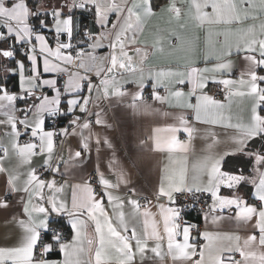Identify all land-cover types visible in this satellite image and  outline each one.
Returning a JSON list of instances; mask_svg holds the SVG:
<instances>
[{
  "label": "snow or ice",
  "instance_id": "6c2138e0",
  "mask_svg": "<svg viewBox=\"0 0 264 264\" xmlns=\"http://www.w3.org/2000/svg\"><path fill=\"white\" fill-rule=\"evenodd\" d=\"M76 10L92 12L99 31H81L74 18ZM157 10L177 21L184 19L191 32H172L175 45L170 37L157 36L151 55L167 56L168 64L145 68L142 65L150 53L138 37L144 22L156 16ZM32 18L38 19V25L30 23ZM234 55L246 62V70L236 79L231 77ZM0 71L5 77H16L11 87L6 79L0 83V114L5 117L0 126L11 129L3 133L8 146L0 139V162L11 158L10 152L17 160L9 168L0 163V173L6 174L0 206H8L9 196L23 194L26 217L18 221L23 235L16 246L0 247V264H135L137 256L143 264L151 259L148 252L160 264L166 258L171 264H264V0H165L163 4L153 0H57L55 5L39 0L35 10L29 0H0ZM48 74L55 75L49 78ZM149 82L153 100L179 110L178 125L155 128L151 137L153 147L167 152L173 166L164 169L154 192L156 213L148 207L151 201L141 209L139 200L129 196V216L143 217L142 230L133 226L129 234L125 201L112 191L121 183L127 186L122 171L118 170V183L112 184L97 167L100 192L91 181L72 185L71 208L57 195L67 181L57 186L54 177L61 173V164L63 177L82 162V154L90 152L89 137L83 135L90 127V105L98 109L97 125L104 124L102 101L120 103L130 95L134 109L148 110L150 105L138 102L144 100ZM129 83L138 90L129 93ZM210 84L222 88L225 99L240 97L247 106L233 115L229 104L226 112V106L208 94ZM64 115L73 116L68 126L57 131L48 125ZM190 119L234 130L224 150L213 151L209 145L208 153L196 159L191 169L187 153L196 129ZM69 128L73 135L79 129L80 139L78 148L65 156ZM180 132L187 134V140L179 139ZM21 136L28 140L20 143ZM58 138L60 152L55 153ZM100 143L97 138V147ZM103 143L112 148L107 139ZM38 154L44 157L40 167L51 172L53 179H44L36 168L20 171ZM230 156L247 157L249 174L243 168H225ZM245 185L251 186L249 193L241 192ZM178 196L191 202L188 207H195L204 197L208 207L204 218L211 216L212 223L223 219L217 209L227 210L229 220L251 222L254 231L245 236L205 231L199 236L206 243L198 244L191 236L196 225L182 218ZM53 214L68 216L73 233L70 241L52 226ZM47 234L50 240L45 242ZM57 248L63 259H48Z\"/></svg>",
  "mask_w": 264,
  "mask_h": 264
},
{
  "label": "crops",
  "instance_id": "0c3cea01",
  "mask_svg": "<svg viewBox=\"0 0 264 264\" xmlns=\"http://www.w3.org/2000/svg\"><path fill=\"white\" fill-rule=\"evenodd\" d=\"M38 2L39 0H29V5L33 8V10H35ZM153 2L163 4L165 3V0H153ZM47 3L50 5H55L57 3V0H47ZM110 16L111 19H116L114 14H110ZM74 18L79 24L80 29L82 27V24H84L87 26L88 30L97 32L99 31V29L94 26V15L92 12L76 10L74 12ZM30 23H32L33 25H38V19L32 18L30 20ZM182 25L184 27H182ZM172 32L184 34L186 32H191V27L184 19L177 21L170 18L167 14H159L158 10L156 16H153L144 22L143 31L139 35L138 39L144 41V44H142L141 47L148 48L150 55L147 63L142 65L143 67L147 68L149 66H167V56L162 54H158L156 56L151 55L152 43L157 38V36H159L161 38L170 37L172 44L175 45L177 41L174 35L170 36ZM45 35L49 36V33L46 32ZM51 46H55L54 41H51ZM164 48L165 52H167L168 45L164 44ZM104 51H107V49L105 48ZM130 54L133 55L134 60H139V57L134 53ZM232 60L234 61V67L232 69L231 77L233 79H236L239 77L241 71L246 70V62L243 60L242 56L234 55L232 57ZM200 66L202 67L203 64H201ZM52 75L55 74H48L49 78H51ZM9 76L10 75L5 77L3 72L0 71V83H3ZM66 78L67 77H63L62 80ZM15 79L16 77L13 75V81ZM7 83L9 87H11L13 84L12 82L8 81ZM126 87L129 93L138 90L137 86L132 83H129ZM147 91H152L150 82L148 83L144 93ZM160 92L161 95L164 94L163 89H160ZM214 98L221 101L226 106V112L228 111V105L231 104L230 111L233 115L239 113L242 108H245L247 106V101L240 97H233L231 98V100L225 99V95L223 97ZM64 99H67V95H65ZM145 102L150 105V108L148 110L138 111L131 106L130 95L124 97L120 103H117L115 99H112L109 102L102 101L100 103V109L103 110L100 116V118L104 121V124L102 125H97L95 123V113L98 111V109L95 105H90L92 114L88 116V119H92L93 121H89V129L83 130V135L85 137H89L90 152L82 154V162H80L74 169H71L69 173L67 175H64L63 177L61 173H63L64 171V165L61 164L59 166L61 169V173L55 174L54 177L57 182V186H59L60 184H65V181H67L64 190L59 192L57 195L61 199L66 200L68 202L69 208H71L72 185L79 184L84 181H89L90 173L94 170L96 171L97 167L105 174L106 179H108L112 184H117L118 170L122 171L127 182V186L121 183L117 189H114L112 191L114 196H117L118 198L125 201L123 211L125 212L126 220L129 223V234L133 226H135L138 230H142L143 228V217L132 218L129 216L132 211L131 205L127 203L129 196H131L132 199H138L140 196H144L146 198V202L151 201V204L148 205L150 211L156 213L158 209L155 207L156 199L154 197V192L159 186L161 177L164 175V169L166 167L173 166L171 164V161L169 160V154L167 152L158 151L153 147L151 139L153 135V129L178 125V121L175 119L179 111L178 109L170 107L167 104H162L161 102L155 100H143L138 103ZM194 102L195 100L193 98V103ZM76 114H80L79 109L76 110ZM0 119H5L3 114H0ZM72 119L73 116L70 115L60 116L58 130L60 128L68 126L69 122ZM232 122L234 123L235 120L233 119ZM190 124L196 129V131L190 142L187 153V163L189 169H191L192 164L196 159L208 153L209 145H212L213 151L224 150L227 144V138L234 131L231 128L225 127L224 124H203L191 119ZM10 131V127L5 128L4 126H0V139L3 140L6 146H8V140L7 138L3 137V133ZM177 135L179 139L187 140V134L180 132L177 133ZM213 135L216 137L215 141H213L212 139ZM97 138H99L101 141L99 147H97L96 145ZM64 139L66 141L64 154L65 156H67L68 151L74 152L78 148L80 130L78 129L76 134L73 135L72 129L69 128V135ZM105 139L110 141L112 145L111 149L103 143ZM27 140L28 136L20 137V143H23ZM54 152H60V146H57V142L54 148ZM2 155L3 153L0 152V156ZM179 155L180 154H176V158H178ZM10 157L11 158H6L2 162H0L3 164V167L9 168L17 162L16 157L11 156V152ZM30 160V165H26L20 168L21 172H25L29 167L37 168V166L42 165L44 157L43 155L38 154L32 156ZM110 164L112 165L111 167ZM224 166L225 168L233 171H237L243 168L245 174L247 175L250 172L251 163L247 157L230 156L226 159V163ZM5 175V173H0V197H3L6 187ZM43 178L46 180L53 179V174L50 173ZM129 189H132L133 192L130 193ZM250 191L251 186L245 185L241 187V192L243 193H249ZM45 192L48 193L49 190L46 188ZM22 195L23 194L9 196L7 201L8 206H0V247L16 246L23 235V229L19 226L18 223L20 219H26L22 211ZM210 202L211 201H209L208 203ZM104 203L106 206V210L111 215L112 209L110 207H107V200H105ZM143 207H141V209H143ZM207 211L208 207L206 205L203 213L197 218L194 217L191 213L184 214V220H186L190 224L194 220H198L201 222V227L198 232L191 233L192 237L198 238L200 237L199 233L205 231L216 233L236 232L241 236L251 234V232L254 231L249 227L251 222H238L234 219L229 220V213L227 210L221 212V210L217 209L216 214L221 215L223 219L216 223H212L211 216H209L207 219L204 218V213ZM52 219L54 221L53 224L57 223L61 219L68 223L70 228V235L67 240L70 241L73 233L68 216L53 214ZM89 232H91V229H89ZM177 239L182 240V237H178ZM49 240L50 239H48L47 242ZM204 243H206V241L203 239V241L198 244ZM163 251L166 252V243ZM146 256L150 257L151 259H145L143 261V264H160L158 258L154 257L152 253L148 252L146 253ZM47 258L50 260L59 261L63 259V256L57 250V252L52 251L51 253H49ZM235 258L240 259L238 253L235 254ZM195 259H199V256L195 257ZM135 264H141L139 256L136 257ZM164 264H171V261L166 258Z\"/></svg>",
  "mask_w": 264,
  "mask_h": 264
},
{
  "label": "built area",
  "instance_id": "2783aa9c",
  "mask_svg": "<svg viewBox=\"0 0 264 264\" xmlns=\"http://www.w3.org/2000/svg\"><path fill=\"white\" fill-rule=\"evenodd\" d=\"M85 29H87V26L84 25V24H82L81 31H83ZM49 36H50V34H49ZM77 38L79 39L81 37H77ZM208 94H210V95H212L214 97H223L225 95V92L222 90V88H218V87L210 84L209 85V88H208ZM143 95H144V100H147V101L153 100L151 98V91H147ZM89 121L92 122L93 120L92 119H89ZM47 123H48V125L50 127H54L57 131H59L58 130V127H59V123H60V117H58L55 120L48 121ZM18 130L22 131L23 129L21 127ZM56 142H57V146L59 147L60 146V143H59L60 142V139L58 138L56 140ZM40 166H37L36 169H38V171L40 172V174L42 175V177H46L48 174L51 173V172H46ZM89 181L92 182L93 187L97 190V192H100L101 191V189H100V187L98 185L97 172L95 170L90 173ZM138 200H139V203H140L141 207L145 206L146 199H145L144 196H140L138 198ZM204 200H205V198L204 197H201V202L198 203V204H196L195 207H188L187 205L190 204L191 202L190 201H187L184 196H178L177 206L178 207H181V209H182V218L184 219V214L185 213H191L196 218L199 217L203 213V211H204V209H205V207L207 205L204 202ZM64 222L65 223H63V224L55 223L52 226L58 228L63 233L64 238L67 240L68 237H69V235H70V228H69L68 223L66 221H64ZM191 224L196 225V228L191 233H195V232L197 233L198 230L201 227V222L198 221V220H194V221L191 222ZM47 235L50 236V234H47ZM47 235H45V237H44L45 242H47V240L50 239V238H47ZM202 241H203V239L201 237H198L197 238V242L198 243H201ZM57 250H58V248L56 250H53V251H57Z\"/></svg>",
  "mask_w": 264,
  "mask_h": 264
},
{
  "label": "trees",
  "instance_id": "16d2710c",
  "mask_svg": "<svg viewBox=\"0 0 264 264\" xmlns=\"http://www.w3.org/2000/svg\"><path fill=\"white\" fill-rule=\"evenodd\" d=\"M157 1H160V0H157ZM6 80H7L8 82H12V83H13V75H10L9 77H7ZM57 223H58V224H59V223H60V224H63V223H65V222H64V220L61 219V220L58 221ZM47 238H50V236L47 235ZM54 252H57V251H54Z\"/></svg>",
  "mask_w": 264,
  "mask_h": 264
}]
</instances>
